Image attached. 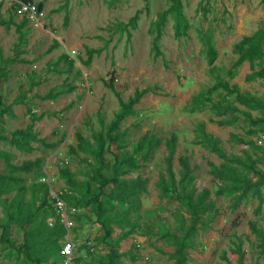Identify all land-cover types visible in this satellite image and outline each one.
<instances>
[{"label": "rangeland", "instance_id": "374dc122", "mask_svg": "<svg viewBox=\"0 0 264 264\" xmlns=\"http://www.w3.org/2000/svg\"><path fill=\"white\" fill-rule=\"evenodd\" d=\"M33 1L42 5L45 18L38 26L27 21L21 29L22 40H18L14 24L0 25V67L8 72L0 92L3 104L10 106L0 121V133L24 128L35 116L37 138L55 145L47 147L34 140L33 149L25 151L0 141V173L17 178L1 185L0 222H8L4 201H11L20 185L25 187L23 200L36 214L31 226L55 222L41 185L42 176L49 171L55 184L78 202L81 218L76 221V240L81 245L88 238L95 244V251L88 260L82 259L83 264L104 262L112 247L124 253L117 264H173V236L182 238L193 219L190 195L194 199L201 196L204 209L195 232L187 238L185 264H240L234 251L238 245L245 252L243 264H264L261 239L254 231L264 233V203L254 189L243 194L242 189L231 190L232 181L219 178L214 168L219 169L224 161L211 149L216 140L227 155L246 161L250 155L254 166L264 173V57L238 63L237 49L243 38L250 37L243 48L255 45L264 52V1L181 0L189 27L179 37L175 36L173 14H168L157 30L159 13L172 0ZM15 9L12 0H0L2 17L20 23L23 16ZM136 13L132 26L130 20ZM158 32L160 53L156 54L153 41ZM54 41L58 45L52 48ZM86 47L97 50L89 63ZM110 78L124 101L136 88L155 89L144 94L133 112L111 132L116 140L112 150L122 157L135 154L140 161L134 146L142 135L150 132L160 139L139 168L129 169L123 163L114 166L109 151L102 159L97 155L96 135L101 132L105 136L120 110L119 100L104 84ZM219 82L236 85L241 93L260 99L261 105L240 104L235 93L217 86ZM48 93L55 97H44ZM172 133L176 136L174 178L167 171L165 143ZM5 156L15 165L36 158L41 161L32 171H12ZM180 156L187 158L191 168L184 186L179 184ZM229 164L251 182L259 179L255 171ZM98 168L102 176L115 180L101 195L102 201L109 203L112 230L108 238L103 237L95 208L85 205L98 191ZM138 182L143 189L132 193L128 186ZM163 185L169 187L170 195L164 193ZM260 191L264 198V185ZM173 194L187 196L176 199ZM125 230L131 231L120 238ZM7 238L13 247L0 241V264H34L20 251L23 231L13 221ZM137 243L142 246L136 247ZM141 250L149 253L148 260L141 258ZM61 262L56 252L42 264Z\"/></svg>", "mask_w": 264, "mask_h": 264}, {"label": "trees", "instance_id": "16d2710c", "mask_svg": "<svg viewBox=\"0 0 264 264\" xmlns=\"http://www.w3.org/2000/svg\"><path fill=\"white\" fill-rule=\"evenodd\" d=\"M26 2H34L33 0H23ZM264 1V0H263ZM14 3V2H13ZM15 5V12L17 13V5ZM39 7L42 8V5L38 3ZM168 14H173L175 18V36L179 37L182 35H185L189 24L188 21L183 14L182 11V2L181 0H172L171 5L165 9L164 11L159 13L158 20H157V30L160 31V27L164 24L165 19ZM137 13L131 18L130 23L132 26H135L136 20H137ZM27 19L23 17L22 21L20 23L14 22L13 20H5L0 12V25H6V24H14L16 27V31L18 32V40H22L23 33H22V26L27 23ZM159 32L155 35L154 41H153V48L156 54L160 53L158 48V40H159ZM250 37H245L243 40L237 44V49L240 50V56L238 59V63L243 62L246 59H252L253 57H264V52L261 50L260 47L251 45L248 48H243V43L249 41ZM208 47H209V53L211 55V58L214 57L215 52L211 45L209 44V38L206 40ZM57 41H54V44L52 46H57ZM86 52L88 55V58L86 60V63H89V61L92 58V55L97 52L96 49L88 48L86 47ZM0 57H2V50L0 48ZM7 69L4 66L0 67V83L4 81L7 78ZM252 77V75L250 76ZM104 84L106 87L111 89L117 99L120 102V110L116 113L114 119L109 123L108 125V131L105 134V136L99 132L96 135L95 140L98 144V152L97 155L100 159H102V156L104 155L105 151H109L113 155L114 159V166L123 163L126 165L127 168H139L143 165V162L148 159L149 153L153 146H157L160 143V139L155 136V134H152L150 132H146L142 137L138 140V142L134 146L135 153H140V159L135 156V154H131L127 157L119 156L116 152L112 150V145L115 143V136L111 134L112 131L116 130L120 124V122L124 119L125 116L128 114H131L133 112V106L140 100V98L148 93V92H155V89L152 87H146L144 89L136 88L134 90V93L128 97L127 101H124L121 99L120 93L115 89L113 85V78H110V80H104ZM217 86L222 87L229 93H235V97L237 102H239L242 105H245L247 107H259L261 105L260 99H257L253 96H249L248 94L241 93L236 85L229 86L227 82H219ZM44 97L48 98H54L55 95L52 93L46 94ZM43 97V98H44ZM10 106L3 104V97L0 92V121L3 120V117L9 113ZM36 121V117L32 116L31 121L24 127V128H18L12 131L9 134H1L0 133V141H9L12 145H14L17 149L25 150V151H31L33 149V146L31 145V142L34 140H39L43 145L47 147H52L55 144L53 143H46L44 139H38L35 132L33 131V125ZM261 121V120H260ZM77 139L79 143L83 141V138L81 134H77ZM175 140L176 136L174 133L170 135L169 138L166 140V147L168 149V155L166 158L167 162V171L171 178H174V172L172 171V158L175 152ZM212 151L216 152V154L223 159V163L221 167L214 168V172L219 176V178L223 179L224 181H232V184L230 185L231 190H240L242 189L243 194L247 193L249 189H254V194L259 198L260 203H264V198L262 197L260 187L264 185V173L260 172L255 166V160L251 158L250 155L247 156L248 161L242 160L238 156L235 155H227L218 145L216 140H214L212 146ZM6 162L10 170L12 171H32L34 168L39 166L41 159L36 158L34 160H25L19 165H15L10 162V159L8 156H5ZM179 161L182 166V172H181V178H180V185L184 186V183L189 179V175L191 172V168L188 164L187 158L180 156ZM229 163H236L238 165L245 166L253 171H255L257 174H259V179L255 182H251V179L247 178L246 176H240L236 170L235 167L231 166ZM64 175H68V171L63 169L62 170ZM96 176L98 178V191L94 193L91 200H88L85 202L86 204H91L95 208V215L96 220L100 224L101 229L103 230V237L108 238L111 234V226L108 222V219H110V216L107 213L109 203L102 201L101 195L102 192L105 191V189L110 184H115V180L102 176V172L100 171V168L97 169L95 172ZM17 180L14 176H8L5 174L0 173V195L3 192L2 184H10L11 181ZM41 185L44 188L45 195L47 196V199L49 203L52 206V201L48 198V188L44 183H41ZM132 189V193H137L138 191H141L143 189V185L138 182L133 184L132 186H128V188ZM25 187L23 185L19 186L18 192L16 193L15 197L11 200H5L4 201V207L6 209V215L8 218L7 223L0 222V241L4 242L6 246L13 247L12 243L8 240L7 234L9 233V222L13 221L15 222L23 231L24 236V242L20 248V251L24 253V257L33 262L34 264H42L46 260H48L49 255L51 253L59 252L62 247L61 240L64 238L66 229L64 226L55 219V222H53L52 226H48L46 222H40L37 226H31V224L36 219V214L32 212V209H30L29 204L25 203L23 200V191ZM163 191L164 193L170 195L171 193L168 186L163 185ZM206 193H208V190H205ZM185 195H178L173 194L172 197L176 199H181V197H186ZM64 198H66L68 201L74 203L77 205L76 202L73 201L75 199L74 196L69 194V192H65L63 195ZM189 197V206L192 210V223L189 226L187 232L184 234L182 238H179L177 236H173L174 243L176 245V249L174 251V257L175 262L173 264H185L187 260L186 256V247H187V238L195 232L196 230V223L200 218V212L204 209L203 207V199H201V196H197L198 198L194 199L193 195L188 196ZM196 200V201H194ZM207 207V206H206ZM53 208V206H52ZM54 211V209H53ZM55 213V212H54ZM81 215L77 214L75 216L76 221L80 220ZM77 224V222H76ZM77 225L74 228V232L77 231ZM129 231L131 230H125L122 232L120 238L127 237ZM254 231L256 234L260 237L261 243V251L264 252V233L262 230H258L254 228ZM36 234H40V236H37ZM89 239L85 238L84 241L81 243V245L77 248L76 253V261H82V259H87V256L91 254V252L95 251V244L88 245L87 241ZM78 241V239H77ZM92 242V241H91ZM93 248V250H91ZM234 251L238 254V260L240 264H243L244 259V251H242L240 245H238ZM124 253H119L117 249L114 247L110 248L108 252L105 254L106 260L104 262H100V264H117L116 260L123 255ZM61 256V255H60ZM62 258V256H61ZM224 259L227 261L226 255H224ZM92 259L90 258V261ZM227 264L229 262L227 261Z\"/></svg>", "mask_w": 264, "mask_h": 264}, {"label": "built area", "instance_id": "2783aa9c", "mask_svg": "<svg viewBox=\"0 0 264 264\" xmlns=\"http://www.w3.org/2000/svg\"><path fill=\"white\" fill-rule=\"evenodd\" d=\"M17 5V13L25 17L33 25L38 26L43 24L45 12L36 2H26L23 0H12ZM55 176L49 171H45L41 182L48 188V198L52 201V206L55 212V217L64 226L66 233L61 240L60 255L62 256V264H83L82 261H76L77 248L80 242L76 240L74 228L77 225L75 216L79 214L80 209L72 202L63 197L66 190L58 187L55 184ZM50 226L53 222L49 223ZM88 245H93L90 240L87 241ZM141 243H137L136 247H141ZM93 250V248H91ZM142 251V250H141ZM144 261L149 259V253L142 251L140 254Z\"/></svg>", "mask_w": 264, "mask_h": 264}]
</instances>
